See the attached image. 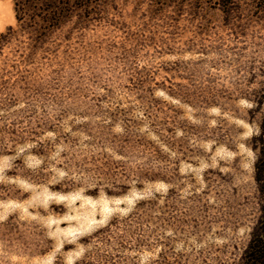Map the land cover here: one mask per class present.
Segmentation results:
<instances>
[{
    "label": "rangeland",
    "instance_id": "rangeland-1",
    "mask_svg": "<svg viewBox=\"0 0 264 264\" xmlns=\"http://www.w3.org/2000/svg\"><path fill=\"white\" fill-rule=\"evenodd\" d=\"M263 76L264 0H92L36 50L15 35L0 264H238L260 213Z\"/></svg>",
    "mask_w": 264,
    "mask_h": 264
},
{
    "label": "trees",
    "instance_id": "trees-1",
    "mask_svg": "<svg viewBox=\"0 0 264 264\" xmlns=\"http://www.w3.org/2000/svg\"><path fill=\"white\" fill-rule=\"evenodd\" d=\"M13 3L18 29L11 27L0 32V54L20 33L29 39L32 50H36L54 31L73 18L85 22L92 10V0H13ZM230 11L231 8L227 6V12ZM256 93L257 106L253 110L259 111L260 115L257 120L258 132L252 137V149L256 154L254 168L260 213L238 264H264V76Z\"/></svg>",
    "mask_w": 264,
    "mask_h": 264
}]
</instances>
